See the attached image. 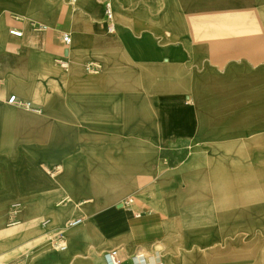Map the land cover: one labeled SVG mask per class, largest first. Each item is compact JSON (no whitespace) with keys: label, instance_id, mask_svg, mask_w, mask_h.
<instances>
[{"label":"crops","instance_id":"1","mask_svg":"<svg viewBox=\"0 0 264 264\" xmlns=\"http://www.w3.org/2000/svg\"><path fill=\"white\" fill-rule=\"evenodd\" d=\"M7 1L12 6L0 11V54L19 55L27 29L19 14H26L32 0ZM107 2L129 15L125 24L119 22L124 36L141 52L155 54L156 60L139 73L136 66L112 61L106 66L113 76L97 77L106 67L98 53H118L122 46L97 43L93 37L87 61L94 60L85 64V70L92 62H101L102 70L78 79V90L83 92L60 94L40 106L32 102L43 110L52 101L64 111L67 123L75 122L67 131L83 142L82 155L74 161L88 167L89 183L84 189L67 174L59 181L67 178L79 189L50 183L46 189L31 191L34 200L21 220L16 216L20 207L0 205V264H107L105 255L113 251L119 264H136L140 256L150 264H245L238 253L229 254L230 236L217 214L223 207L226 212L230 197H243L251 188L257 192L251 193L253 197L264 196L260 179L242 174L228 179L207 170L227 158L209 153L228 149L226 141H215L213 135L262 132L264 0H98L104 5V19ZM46 3L51 9L37 20L49 22V28L33 27L27 39L57 61L72 45L63 42V35L69 34L65 24L71 7L67 0ZM104 19L100 27L107 29ZM13 29L22 37L11 35ZM1 81L3 111L8 103ZM11 95L15 94L7 99ZM131 103L140 108L141 123L149 119L150 109L161 128L168 124L166 130L153 126V131L145 127L134 131L125 118ZM102 108L108 113L105 117L98 115ZM30 119L34 121L28 135L19 125L0 127V146L5 139L10 142L12 160L19 159L24 139L35 148L47 147L51 118ZM247 119L253 125L245 126ZM165 132L168 137L161 136ZM4 162L0 152V163ZM37 164L50 168V176L63 175L57 163L39 159ZM131 195L136 199L125 207ZM42 219L49 223L44 225ZM76 219L82 223L69 227ZM14 225L20 229L11 234ZM202 232L218 241L205 242L208 251L198 255ZM258 240L264 245V235ZM187 242L192 248H186ZM258 254L252 257L253 264H258Z\"/></svg>","mask_w":264,"mask_h":264},{"label":"bare ground","instance_id":"2","mask_svg":"<svg viewBox=\"0 0 264 264\" xmlns=\"http://www.w3.org/2000/svg\"><path fill=\"white\" fill-rule=\"evenodd\" d=\"M71 10L65 24V31L72 35L73 42L67 54L62 59L67 61V69L61 70L56 64V59L44 53L40 45H31L27 38V33L33 27L47 30L50 26L49 22L37 20L38 15L47 14L51 9L46 0H32L27 8L26 14H19L20 18L27 21V29L24 32L25 46L22 47L19 55L0 54V78L3 80V89L7 93L15 94L29 101L44 104L46 99L57 97L60 94H78L83 91L78 90V79H83L86 76L85 62L92 55V49L95 42L93 37L99 41H103L106 45L122 46L118 53H98V57L103 61L104 65L108 66L112 61L127 63L128 65L138 67V73L146 66L147 62L155 61V54H148L140 51L138 46L130 42L122 33V27L119 22L124 24L129 19V15L123 13L115 3L112 4L115 21H117L118 32L116 35H111L106 28L100 27V23L104 19V5L98 3V0H67ZM11 1L0 0V11L4 8H10ZM133 17H137V13H133ZM38 25V26H37ZM120 26V27H119ZM23 34V33H22ZM91 39V40H89ZM89 40V41H88ZM92 41V42H91ZM139 43V41L137 42ZM92 46V47H91ZM1 48V47H0ZM51 57V58H50ZM49 58V60H48ZM107 66L103 73L97 77H111ZM66 78L63 82L59 79ZM91 77V76H90ZM89 92V91H88ZM142 108H145L144 106ZM140 109V108H139ZM137 109V103H131L128 112L125 114L126 123L131 125L134 131H140L145 127L149 131H153V126L166 130L168 124L156 123L153 121V114L149 110L147 121L140 122V113ZM107 111L101 109L98 114L100 117L107 116ZM145 115V114H143ZM37 118L44 122L51 118L52 132L48 137L47 147L44 149L35 148L28 139L21 142L19 159L12 160V146L5 139L3 146H0V152H3L4 163H0V205L6 209L10 207L20 206L17 217L21 220L22 213L26 207L34 200L30 197L31 191L46 189L52 183L58 185H68L69 188L79 189V184L87 189L89 183V169L86 165H77L74 157L79 161L82 155L81 145L82 140L78 139L77 135L70 134L67 127L75 122H66L65 113L56 103L50 101L47 107L43 110H33L23 107L7 106L0 111V127L10 129L19 125L22 132H30V125L33 124V119ZM80 118V117H79ZM86 118L85 116L82 117ZM146 123V124H145ZM85 125L86 122L82 121ZM81 124V125H82ZM256 124V121L254 122ZM253 125L249 119L245 121V126ZM192 124H186V127H191ZM185 128L186 130H188ZM245 129H247L245 127ZM261 133H246L243 135H234L230 133H222L213 135L215 141H226L227 150H210L209 153L213 156L217 154L226 155V159H219L217 166L210 167L208 173L215 172L223 174V178L232 179L238 173L237 164L249 163L252 166L250 173L254 174L256 179H260L259 189L264 194V119H260ZM162 137H168L165 132ZM67 138V141L65 140ZM201 145L198 143V146ZM219 148V146H218ZM75 149L77 152L75 153ZM246 151L244 156H241V151ZM17 152H15V157ZM11 159L8 160L7 158ZM223 157V158H225ZM39 159L48 162H54L59 165L63 175L50 176V168L45 170L37 164ZM214 159V158H213ZM83 161V160H81ZM214 169V170H213ZM241 171V170H240ZM244 171H247L245 169ZM68 176L78 180V185L73 188L74 184L67 182V178L61 183V177ZM68 177V179H70ZM200 187L196 188L198 190ZM245 192H255L250 189ZM68 195H71L70 192ZM262 197V196H261ZM242 198V199H241ZM249 198V199H244ZM70 200L73 198L69 197ZM228 209L220 212L218 209L217 219L222 222L223 227L226 225L230 240L228 248H236L239 250V258H252L259 253V236L264 235V201L253 197L251 193L244 194L243 197H234L228 199ZM70 224V223H69ZM219 236V234H218ZM201 237L198 240V246L195 250L196 254L203 255L208 251L206 243L218 241L217 236L212 235L211 240L209 233L204 232L198 235ZM186 248H192L187 242Z\"/></svg>","mask_w":264,"mask_h":264},{"label":"built area","instance_id":"3","mask_svg":"<svg viewBox=\"0 0 264 264\" xmlns=\"http://www.w3.org/2000/svg\"><path fill=\"white\" fill-rule=\"evenodd\" d=\"M104 24L107 26V30L111 35L116 34L117 25L115 22L112 6L109 2H107L105 4ZM10 33H11V35H13L15 37H22V35H23L21 31L16 30V29L11 30ZM63 42L66 46H70L72 43L71 36L69 34H64L63 35ZM61 65L63 68H65V69L67 68V62L66 61H62ZM86 70L89 74L96 75V74H99L101 72L102 67L100 64L92 62L86 66ZM1 85H2V81L0 79V87H1ZM7 103L9 105H12V106L23 107V108H27V109H33V110H39L36 106H34L33 103H31L29 101H24V100L20 99L17 95H11L7 99ZM133 202H134V199H128L126 201V203H124L123 205L125 207H130L133 204ZM19 207L20 206L16 205L14 208L18 209ZM48 223H49V221H45L44 225L45 224L47 225ZM81 223H82V219H76L69 224V227H76V226H79ZM105 257H106L107 264H119V262L117 261V258H116V252L115 251L107 253L105 255ZM136 264H150V263L147 262L143 256H140V257H138V263L136 262Z\"/></svg>","mask_w":264,"mask_h":264},{"label":"rangeland","instance_id":"4","mask_svg":"<svg viewBox=\"0 0 264 264\" xmlns=\"http://www.w3.org/2000/svg\"><path fill=\"white\" fill-rule=\"evenodd\" d=\"M62 57H64L63 55H62ZM94 59H90V60H88V61H93ZM62 61H66L65 59H62L61 57L57 60V65H58V67L61 69V70H66L65 68H63L62 69V66H61V63H62ZM88 61H86L85 62V64L88 62ZM67 62V61H66ZM68 64V63H67ZM100 64H102L101 62H100ZM103 66V65H102ZM63 70V71H64ZM84 72H85V74L86 75H89V76H95V75H90L89 73H87L86 72V70L84 69ZM9 94L10 93H5V95H4V100H5V103H7L6 102V100H7V97L9 96ZM35 105H38V106H40V105H42L41 103H36V102H33ZM40 108V107H39ZM42 109H43V107H42ZM246 154V151H244V150H242L241 151V153H240V155L241 156H244ZM263 155H264V149H263ZM249 163H251V162H249ZM249 163H241V161L237 164V168H238V173L237 174H235L234 175V177L235 178H237L238 177V175H240V174H242V175H246V177L247 178H250V179H252L253 177H254V174H252V173H250L249 171H251V169H252V166L249 164ZM245 169H247V171H244ZM241 170V171H240ZM234 177H232V178H234ZM107 184V183H106ZM234 190L236 189V187H234L233 188ZM252 189V188H251ZM248 193H252V192H246L245 194H248ZM130 197V199H136L135 197H133L132 195L131 196H129ZM230 198H234V197H230ZM229 198V199H230ZM258 199H260V200H262V201H264V196H262V197H257ZM242 199V198H241ZM244 199H249V198H244ZM12 209H13V207H11ZM10 208V209H11ZM43 221H46V220H48V219H42ZM42 220H40L41 222H42ZM39 221V222H40ZM50 221L52 222V220L50 219ZM69 222H71V221H69ZM19 229H20V226H17V225H14V226H12L11 228H10V230H11V234H14V233H17L18 231H19ZM228 251H229V254L231 255V256H235V254L236 253H238L239 252V250H237L236 248H232V249H228ZM259 257H258V259H259V261H258V264H264V245H261L260 246V251H259ZM246 259V258H245ZM245 264H253V261H252V258H248V259H246V263Z\"/></svg>","mask_w":264,"mask_h":264}]
</instances>
